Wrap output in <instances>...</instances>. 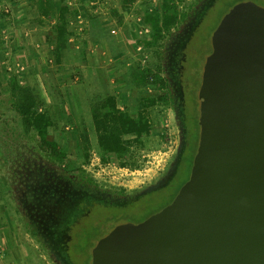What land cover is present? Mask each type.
Returning a JSON list of instances; mask_svg holds the SVG:
<instances>
[{"label": "rangeland", "instance_id": "1", "mask_svg": "<svg viewBox=\"0 0 264 264\" xmlns=\"http://www.w3.org/2000/svg\"><path fill=\"white\" fill-rule=\"evenodd\" d=\"M68 1L55 0L51 16L42 17L36 0H0V264H70L62 254L61 236L66 234L70 238L69 216L77 211L76 206L83 198L127 202L119 208L93 206L76 217L74 223H80L83 234L80 244L91 255L100 239L119 224L136 222L169 204L177 194L175 191L190 176L189 160L176 172L184 140L179 114L185 105L186 122L194 128L191 152L198 143V91L207 57L212 52V35L229 11L236 14L264 6V0H186L177 24L153 48L145 49L139 48L138 41L148 38L152 26L145 24L144 16L157 12L162 0H137L132 5H137V14L123 8V0H80L88 5L85 10L95 13L92 18H101L108 25L104 28L109 32H104L105 40L113 33L118 39L113 43L122 41L125 54L118 57L113 47L109 62L99 64L102 43L96 37L91 38L88 30L84 37L90 43L95 39V53H88L82 45L77 47L74 42L77 39L73 37L74 47H69L67 53L64 50L58 64L51 42L53 28L60 5ZM94 1L98 2L93 5ZM74 11L80 10L72 8ZM68 18L71 19L70 14ZM98 30L101 33V26ZM88 60L102 67L104 83L111 87L107 91L114 94L121 108L137 110L139 97L144 93L155 96L171 93L170 101L158 102L149 109L155 124L152 134L143 137L141 143L133 142L125 155L110 163L101 161L90 96L85 90L87 83L91 85L92 74L98 75V71L91 65L89 73L80 70ZM145 68L163 78L167 85L153 82V77L139 84L134 82L131 79L134 71ZM117 71L120 73L112 76ZM14 76L20 83L31 85L41 107L52 115L55 126L51 137L68 147L67 161H58L42 151L35 132L25 128L12 107L9 81ZM86 127L90 158L87 163H80L83 146L80 135ZM83 171H88L107 192L76 185ZM161 187H164L161 192L146 196ZM118 188H125V195H114L113 189ZM88 255L84 256L85 262Z\"/></svg>", "mask_w": 264, "mask_h": 264}, {"label": "water", "instance_id": "2", "mask_svg": "<svg viewBox=\"0 0 264 264\" xmlns=\"http://www.w3.org/2000/svg\"><path fill=\"white\" fill-rule=\"evenodd\" d=\"M198 98L188 180L159 211L102 237L92 264H264V7L221 21Z\"/></svg>", "mask_w": 264, "mask_h": 264}, {"label": "trees", "instance_id": "3", "mask_svg": "<svg viewBox=\"0 0 264 264\" xmlns=\"http://www.w3.org/2000/svg\"><path fill=\"white\" fill-rule=\"evenodd\" d=\"M136 1L137 0H123L122 6L123 8L128 9ZM185 1L186 0H162L160 9H158L157 12L146 13L145 21L151 24L152 33L147 39L138 41V44L146 48H153L163 34L170 32L171 28L177 24L181 14V5L185 3ZM35 6L42 17H49L51 16L53 7L55 6V0H36ZM258 7L264 6L259 5ZM229 13L230 11L226 14V16ZM68 14V6L64 4L60 5L51 41L54 43L53 54L56 63L58 64L62 62L63 52L67 47L70 36V31L67 27ZM184 50L185 47L183 48V51ZM149 77H153V82H162L163 85H167V82L163 78L159 77L157 74H152L150 68L134 71L131 79L139 84L149 80ZM9 88L13 97L12 107L23 121L25 128L33 130L37 135L39 148L58 161H67L69 157L68 147L60 140L51 137V129L55 126V120L48 110H44L41 107V102L31 85L20 83L18 78L14 76L9 81ZM85 90L90 96V113L92 117L93 130L96 134L97 148L100 152V158L103 163H110L111 161L120 159L127 153L133 142L141 143L143 137L151 135L155 129V124L152 120V112H149V109L157 106L158 102L165 103L164 101L168 102L171 100V93L169 92L162 96L144 93L139 97L140 107L137 110L132 111L130 109L121 108L118 105L114 94L109 93L108 95H105L98 85L92 86V83L91 85H88L87 83ZM96 95L97 99L95 98ZM182 111L183 114L180 113L179 117L182 119L181 122L184 130V140L176 172L181 169L184 162L189 160L190 173L198 143H196L197 146L189 152L190 144L194 139L191 138L194 128L189 125V122H186L188 114L185 113V105L182 107ZM196 133H198V131ZM80 136L83 141V146L80 148L79 153L80 163H87L90 158V136L87 127ZM129 136L133 137L129 138ZM197 138L199 137L197 136ZM87 172L88 171H83L81 180L75 182L76 185H82L86 190L89 188L92 189V191L107 190L99 185L93 179L91 174ZM180 187L181 186L178 187L175 193L178 192ZM163 188L164 187H161L150 191L146 194V196L157 194L161 192ZM113 192H116L113 193L114 195H125L126 189H113ZM137 199H139V197ZM125 202L126 201H104L93 196L83 198L79 201V204L76 206V209L78 208L77 211L75 210V213H71L69 216V227L71 228H69L70 238L68 239L66 234L61 236L64 246L62 254H64L65 258L69 260L70 264H80L82 261H84L82 262L83 264H92L90 263L92 258L90 250L80 244V240L83 239V234L80 233V223H74L76 217L84 211H90L93 206H102L103 208H119L121 206H125L127 203ZM85 255L89 256V260L86 262L84 260Z\"/></svg>", "mask_w": 264, "mask_h": 264}, {"label": "crops", "instance_id": "4", "mask_svg": "<svg viewBox=\"0 0 264 264\" xmlns=\"http://www.w3.org/2000/svg\"><path fill=\"white\" fill-rule=\"evenodd\" d=\"M97 2L98 1H94L91 3H93V5H94ZM84 3H86V2H80V0H70L68 2H64V5H67L69 8V14H70V18H71V19L68 18L67 27H68V30L70 31V36H69L67 47H66L65 51L67 53V49L69 50V47L70 48L74 47L73 46L74 43L72 44V42H73V37H76L77 40L74 42L76 43L77 47H80L82 45V47L84 49L86 48L88 50V53H91V54L95 53L94 50H95V46H96V44H95L96 41H94V40L98 38L99 41L102 43L101 45L103 47V50L101 49L102 50V54H101L102 56L100 57L101 62L99 64L105 65L104 63L109 62V54H110L111 48L115 47L116 52L119 53V54H116L117 56L118 55L121 56V55L125 54V53H123L124 49H122V47H124V43L122 41L116 42L118 44V48H117V46L115 45L116 43L114 44L113 41H116L118 39L115 37V35H113V33H110V35H109L110 39L108 38V40H105L106 36H105L104 32L105 31L107 32L108 30H104V28L106 29L108 25L105 22L103 23L101 18H92V15H94L95 13H93L91 10H85L86 8H88V5H86ZM100 5H103V4H100ZM100 5H98V6H100ZM135 6L134 7L130 6L128 9H132L133 11H136L135 14H137V10H138L137 8L138 7H137V5H135ZM72 8H78L80 11L79 12L74 11L72 13ZM70 11H71V13H70ZM143 15H144V13H143ZM106 17H107V15H106ZM98 19L100 20V23H99ZM69 21H70V23H69ZM144 22L147 25V22L145 21V16H144ZM100 26H101V33H99V30H98ZM88 30H90V34L93 35V36H91V38L96 37L93 40V43H90L88 41L86 42L87 39H85V37H84V34H85L84 32H88ZM112 32H115V31H112ZM107 33H109V32H107ZM84 43H85V45H83ZM125 45H126V43H125ZM75 54H77V53L75 52ZM121 59L120 60L124 62L125 57L121 58ZM87 62H88L87 65L80 67V70L86 71L89 73V71H90L89 66L90 65L93 66L96 69V71H98L97 72L98 75L96 73L92 74V76H93V79L91 81L92 86L98 85L101 88V90L103 91V93L104 94L106 93L105 95H108L109 92L107 90H109L110 84L106 85L104 83L105 78L102 76V67L100 65L98 66L96 64L91 63L89 60ZM116 62H118V60ZM81 63H83V59L80 55V64ZM132 65H133L132 63L128 64V67L130 66L129 68H132ZM119 73L120 72L117 71V72L113 73L112 76H116ZM99 75H100V77H99ZM80 87L82 88V86H80ZM112 88H115V87H112ZM95 98L97 99V95L95 96ZM89 103H91L90 100H89Z\"/></svg>", "mask_w": 264, "mask_h": 264}, {"label": "flooded vegetation", "instance_id": "5", "mask_svg": "<svg viewBox=\"0 0 264 264\" xmlns=\"http://www.w3.org/2000/svg\"><path fill=\"white\" fill-rule=\"evenodd\" d=\"M199 103H200V102H199ZM199 125H200V124H199ZM199 133H200V126H199ZM198 139H199V138H198ZM198 141H199V140H198ZM197 147H198V146H197ZM196 151H197V150H196ZM195 154H196V153H195ZM194 156H195V155H194ZM193 159H194V158H193ZM192 164H193V163H192ZM185 182H186V181H185ZM185 182H184V183H185ZM172 200H173V199H172ZM172 200H171V201H172ZM171 201H170V202H171ZM147 217H148V216H147ZM147 217L141 218V219L137 220L136 222H139V221H141V220H143V219H145V218H147ZM91 262H92V258H91Z\"/></svg>", "mask_w": 264, "mask_h": 264}, {"label": "built area", "instance_id": "6", "mask_svg": "<svg viewBox=\"0 0 264 264\" xmlns=\"http://www.w3.org/2000/svg\"><path fill=\"white\" fill-rule=\"evenodd\" d=\"M113 31H115V30H113ZM142 47H143L142 45L139 46V48H142ZM145 49H146V47H145Z\"/></svg>", "mask_w": 264, "mask_h": 264}]
</instances>
